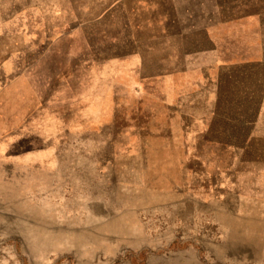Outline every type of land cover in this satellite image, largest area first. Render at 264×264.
<instances>
[{
    "label": "rangeland",
    "instance_id": "obj_1",
    "mask_svg": "<svg viewBox=\"0 0 264 264\" xmlns=\"http://www.w3.org/2000/svg\"><path fill=\"white\" fill-rule=\"evenodd\" d=\"M0 264H264V0H0Z\"/></svg>",
    "mask_w": 264,
    "mask_h": 264
}]
</instances>
